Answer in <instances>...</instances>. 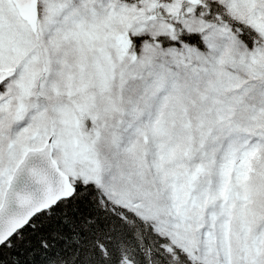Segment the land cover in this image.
Here are the masks:
<instances>
[{
  "label": "snow or ice",
  "instance_id": "snow-or-ice-1",
  "mask_svg": "<svg viewBox=\"0 0 264 264\" xmlns=\"http://www.w3.org/2000/svg\"><path fill=\"white\" fill-rule=\"evenodd\" d=\"M0 264H264V0H0Z\"/></svg>",
  "mask_w": 264,
  "mask_h": 264
}]
</instances>
